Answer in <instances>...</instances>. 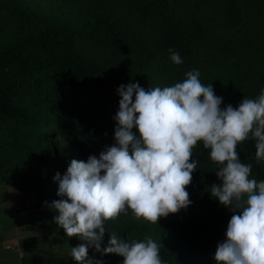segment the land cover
I'll use <instances>...</instances> for the list:
<instances>
[{"label":"trees","instance_id":"1","mask_svg":"<svg viewBox=\"0 0 264 264\" xmlns=\"http://www.w3.org/2000/svg\"><path fill=\"white\" fill-rule=\"evenodd\" d=\"M130 1L138 15L148 21L152 37L128 34L108 14L88 11L86 17L100 30L101 48L110 52L123 49L129 55L126 63L108 58L98 65L75 50L79 40L90 37L87 29L21 8L16 0H0V24L7 20L15 24L10 39L0 45V183L13 185L23 194L33 192L51 209L53 201L64 199L57 196L58 182L53 177L56 173L63 176L70 164L59 168L53 158L65 154L70 162H86L90 155L99 157L106 150L86 133L89 117L104 107L105 94H118L120 85L137 82L145 90L155 88L151 80L160 79L167 67L191 65L193 44L205 43L214 29L239 24L264 6V0ZM200 4H206L211 14L190 16L186 11L182 24L174 5L186 9ZM169 49L180 54L182 64L171 62ZM260 84L264 90V72ZM239 103L222 99L220 107L235 108ZM255 143L249 138L236 150L242 163L252 165L250 179L259 182L264 180V161H256ZM209 151L202 142L193 149L191 159L198 160V165L186 186L190 200L187 208L160 218L153 234L141 223L118 228L105 222L102 247L107 245L108 234L115 232L129 243L153 239L160 244L163 264H197L175 250L171 241L202 251L216 264V246L224 241L220 226L226 207L211 196L210 186L219 180ZM13 168L20 170L12 172ZM82 243L86 242L79 237L69 238L65 264H78L71 258L70 249ZM114 255H102L89 247L80 264H111Z\"/></svg>","mask_w":264,"mask_h":264},{"label":"clouds","instance_id":"2","mask_svg":"<svg viewBox=\"0 0 264 264\" xmlns=\"http://www.w3.org/2000/svg\"><path fill=\"white\" fill-rule=\"evenodd\" d=\"M169 52L173 64L183 63L178 52ZM184 75L164 88L120 85L114 144L86 162L73 159L63 176L53 177L57 196L64 197L49 205L57 213L53 221L66 237L86 242L70 249L78 264L89 247L123 257L122 264H163L160 244L151 238L129 243L112 232L102 247L104 225L129 212L135 221L157 224L187 208L186 186L198 165L191 157L201 142L217 169L211 196L233 213L216 246V264H264V180L250 179L252 165L242 163L236 150L252 138L256 161H264V90L221 109L222 98L201 83L199 70Z\"/></svg>","mask_w":264,"mask_h":264},{"label":"rangeland","instance_id":"3","mask_svg":"<svg viewBox=\"0 0 264 264\" xmlns=\"http://www.w3.org/2000/svg\"><path fill=\"white\" fill-rule=\"evenodd\" d=\"M21 8L29 9L41 13L58 22L83 27L88 30L90 37L79 40L75 44V50L81 56L90 62L103 65L108 58H114L121 63L129 60L126 50H115L110 52L101 48L98 40L100 30L93 22L90 23L86 17L88 11H94L97 14H108L120 25L122 30L128 34H134L142 39L152 37L151 28L148 21L138 15L130 0H16ZM208 6H191L185 9L183 6L174 5L176 14L180 22L185 23L186 11L190 14H201L209 16ZM14 22L4 21L0 24V45L6 43L14 30ZM128 47L126 46L125 49ZM193 56L189 67H167L160 79H152L155 87H170L177 82L185 79L187 71L197 69L200 72V81L205 86L211 84L216 96L222 99L240 102L243 98L255 99L261 93L260 84L261 75L264 72V6L259 7L251 16L245 17L242 22L235 24L227 29H214L210 40L203 44H193ZM104 107L99 112H94L88 120L87 135L94 144L100 143L106 148L114 144L115 121L113 117L119 110L120 96L118 94H105ZM93 99V96L87 99V103ZM132 131L135 133L136 129ZM2 131L0 132V134ZM50 145V141H48ZM70 157L65 154H58L53 158L57 166L62 168L70 163ZM20 168H13L12 172H18ZM28 197L36 198L31 192ZM10 197L17 200V196L10 194ZM9 198V199H11ZM38 201V200H37ZM41 207H47L43 201ZM49 209V208H48ZM53 217L56 215L49 209ZM232 212L226 208L221 222L220 230L223 239L227 223L232 216ZM107 223L115 227H123L133 222L149 226V234H153L154 224L146 221L133 220L131 213L125 216L121 214L115 220H108ZM55 229H59L54 222ZM60 230V229H59ZM61 233L58 239H62ZM177 251L184 252L190 257L192 262L197 264H213L207 254L195 250L180 243L169 242ZM123 257L114 255V261L111 264H122Z\"/></svg>","mask_w":264,"mask_h":264},{"label":"crops","instance_id":"4","mask_svg":"<svg viewBox=\"0 0 264 264\" xmlns=\"http://www.w3.org/2000/svg\"><path fill=\"white\" fill-rule=\"evenodd\" d=\"M25 196L0 183V264H65L69 238L55 229L48 208ZM61 233L64 237L58 239Z\"/></svg>","mask_w":264,"mask_h":264}]
</instances>
